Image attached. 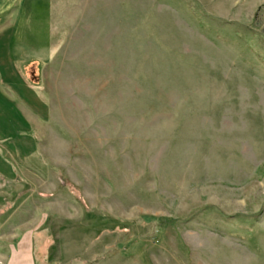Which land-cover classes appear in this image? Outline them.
<instances>
[{
  "label": "rangeland",
  "instance_id": "1",
  "mask_svg": "<svg viewBox=\"0 0 264 264\" xmlns=\"http://www.w3.org/2000/svg\"><path fill=\"white\" fill-rule=\"evenodd\" d=\"M17 8L0 264H264V0Z\"/></svg>",
  "mask_w": 264,
  "mask_h": 264
},
{
  "label": "crops",
  "instance_id": "2",
  "mask_svg": "<svg viewBox=\"0 0 264 264\" xmlns=\"http://www.w3.org/2000/svg\"><path fill=\"white\" fill-rule=\"evenodd\" d=\"M18 5L20 6V0H0V18H4L5 17H9V16H13V20L12 23L8 22L7 25H5L4 27L0 28V30H4V31H10V32H15L18 30V28H16V24H15V11H18L16 9H18ZM3 26V25H2ZM7 38H10V35L7 36ZM8 39L4 38L3 41H1L0 43V48H9L8 45H6ZM11 43V39H9V46ZM4 46V47H3ZM3 55H4V50H2ZM9 51H7L6 53V57L9 58L8 53ZM11 60V59H10ZM9 60V61H10ZM2 61V60H1ZM5 61V59H4Z\"/></svg>",
  "mask_w": 264,
  "mask_h": 264
}]
</instances>
